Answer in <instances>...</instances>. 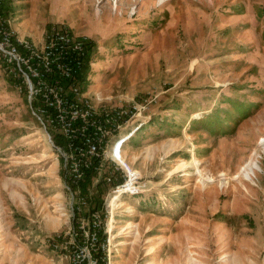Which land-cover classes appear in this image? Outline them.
I'll use <instances>...</instances> for the list:
<instances>
[{
	"label": "rangeland",
	"instance_id": "rangeland-1",
	"mask_svg": "<svg viewBox=\"0 0 264 264\" xmlns=\"http://www.w3.org/2000/svg\"><path fill=\"white\" fill-rule=\"evenodd\" d=\"M0 25L37 46L53 29L86 39L78 88L134 107L108 138L129 135L138 184L105 208L123 182L109 161L68 181L61 139L0 63V264H69L46 238L79 198L109 264H264V0H0Z\"/></svg>",
	"mask_w": 264,
	"mask_h": 264
},
{
	"label": "built area",
	"instance_id": "built-area-1",
	"mask_svg": "<svg viewBox=\"0 0 264 264\" xmlns=\"http://www.w3.org/2000/svg\"><path fill=\"white\" fill-rule=\"evenodd\" d=\"M87 45L85 38L53 29L37 46L14 37L0 25L3 70L15 81L16 89L24 93L42 129L55 132L61 139L62 145L56 152L67 180L78 184L86 173L99 171L101 163L108 161L114 171L123 174V182L111 190L106 208L117 196L138 192L136 173L122 157V147L129 135L108 138L110 130L134 118V107H104L97 105L101 101L95 104L80 92L77 77ZM86 205L87 199L76 200L71 206V226L62 234L46 238V243L65 255L69 264H109L108 238L100 237L101 213L90 209L83 214Z\"/></svg>",
	"mask_w": 264,
	"mask_h": 264
},
{
	"label": "bare ground",
	"instance_id": "bare-ground-1",
	"mask_svg": "<svg viewBox=\"0 0 264 264\" xmlns=\"http://www.w3.org/2000/svg\"><path fill=\"white\" fill-rule=\"evenodd\" d=\"M257 169H259L258 165H256V163L250 162L242 171H245V177L249 178V176L251 174H254V171H256Z\"/></svg>",
	"mask_w": 264,
	"mask_h": 264
},
{
	"label": "crops",
	"instance_id": "crops-1",
	"mask_svg": "<svg viewBox=\"0 0 264 264\" xmlns=\"http://www.w3.org/2000/svg\"><path fill=\"white\" fill-rule=\"evenodd\" d=\"M60 225H61V224H60L59 222H57V227H60Z\"/></svg>",
	"mask_w": 264,
	"mask_h": 264
}]
</instances>
